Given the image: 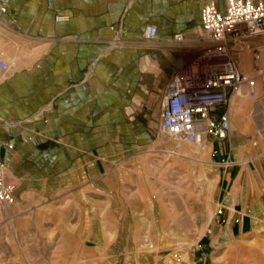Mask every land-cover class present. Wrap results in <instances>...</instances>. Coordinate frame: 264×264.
Returning <instances> with one entry per match:
<instances>
[{
	"label": "crops",
	"instance_id": "crops-1",
	"mask_svg": "<svg viewBox=\"0 0 264 264\" xmlns=\"http://www.w3.org/2000/svg\"><path fill=\"white\" fill-rule=\"evenodd\" d=\"M209 2L224 12V0H0V164L15 185L0 210V264L146 262L140 240L153 233L151 175L161 168L142 158L161 143L160 106L180 57L172 36L191 46ZM252 51L264 68V38L238 57L253 76ZM256 94L230 97L225 141L192 146L215 182L201 227L219 240L264 227L260 82Z\"/></svg>",
	"mask_w": 264,
	"mask_h": 264
},
{
	"label": "built area",
	"instance_id": "built-area-1",
	"mask_svg": "<svg viewBox=\"0 0 264 264\" xmlns=\"http://www.w3.org/2000/svg\"><path fill=\"white\" fill-rule=\"evenodd\" d=\"M224 4L223 13L213 2L201 8L199 32L191 46L183 48L185 37L181 34L171 39L180 57L160 106L159 131L178 144L201 146L209 138L225 141L231 134L230 97L246 90L249 98L258 99L257 83L264 86V68L258 66L256 51L251 52L253 76L242 73L238 65L248 42L264 38V0H224ZM155 35L154 26L144 33L148 41ZM0 68L7 69L2 62ZM14 191L7 167L0 164V210L14 203ZM221 213L218 210L216 215Z\"/></svg>",
	"mask_w": 264,
	"mask_h": 264
},
{
	"label": "rangeland",
	"instance_id": "rangeland-1",
	"mask_svg": "<svg viewBox=\"0 0 264 264\" xmlns=\"http://www.w3.org/2000/svg\"><path fill=\"white\" fill-rule=\"evenodd\" d=\"M158 140L154 152L142 158V164L161 168L151 175L157 181V202L148 207L153 233H144L140 240L144 264H264V227L235 239L223 234L221 240L215 229L201 227L203 217L207 220L213 214L210 201L215 182L205 165L208 155L195 154L192 146L171 141L160 131ZM172 145L184 157L170 154ZM166 167L167 172L162 169Z\"/></svg>",
	"mask_w": 264,
	"mask_h": 264
},
{
	"label": "bare ground",
	"instance_id": "bare-ground-1",
	"mask_svg": "<svg viewBox=\"0 0 264 264\" xmlns=\"http://www.w3.org/2000/svg\"><path fill=\"white\" fill-rule=\"evenodd\" d=\"M188 145H189V144H188ZM190 146H194V147H197V148H201V146H203V145H201V146L190 145Z\"/></svg>",
	"mask_w": 264,
	"mask_h": 264
}]
</instances>
